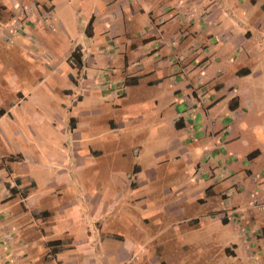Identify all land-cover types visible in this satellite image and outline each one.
<instances>
[{
  "label": "crops",
  "instance_id": "crops-1",
  "mask_svg": "<svg viewBox=\"0 0 264 264\" xmlns=\"http://www.w3.org/2000/svg\"><path fill=\"white\" fill-rule=\"evenodd\" d=\"M7 1H1L3 7ZM79 9L86 24H90V49L103 50L113 57V64L108 62L106 68L108 75H101L100 79H110L107 82H115L112 86L118 85L115 88L122 91L114 102L106 103L104 113L98 106L106 101L90 99L92 94L86 92L83 97L88 98L87 105L81 96L70 98L68 107L63 101L58 102L51 115L34 114L35 123L28 120L25 108L17 110L8 99H0V264H187L189 247L193 251L191 257L197 260L205 249L178 245L182 234L199 226L196 218L200 215L219 208L222 211L221 203L229 208L224 214L238 218L253 232H261V240L264 99L259 98L264 69L251 67L261 61L264 53V0H81ZM205 45L212 48H204ZM78 53L82 68V55ZM204 54L201 63L205 71L209 69V57L221 67L211 71L207 82L201 81L198 87L202 92L197 94L193 91L196 84L188 80L186 66L194 65L192 62L197 65V56ZM66 58L58 63L66 65L60 66L63 68L58 73L62 82L72 78L68 71H77L70 66L67 70ZM168 60L177 64L178 68H173L179 71L171 73ZM38 66L41 71H48L47 67L37 65L31 71L33 75L39 73ZM12 75L4 76L3 81L7 77L11 81ZM2 77L0 74V84ZM42 83L51 91L57 88L54 78L49 76ZM187 88H192L194 99H179ZM160 91L164 93L158 94ZM61 93L73 92L65 89ZM167 98L173 105V114L180 116L172 125L184 131L173 139L171 136L165 152L186 151L182 164L194 169L187 155L199 146L210 148L211 155L203 161L210 160V167H217L216 157L224 159L220 160V167L227 168L232 176L225 188L210 183L184 196L186 189L181 187L175 190L180 196L178 200L157 211L150 202L140 201L137 193L142 187L137 181L130 186L115 177L106 183L118 185L119 190L117 186L106 192L100 189L87 194L82 190L81 185L95 183L98 176V171L93 170L100 167L95 164L94 143L119 142L116 130L123 128V121L146 118L155 113L158 99ZM190 108L195 109L191 118L181 119V113L187 115ZM210 111L220 114L215 116ZM209 114L212 119L207 123L203 117ZM221 115L223 118H219ZM46 152L52 155L51 165L58 168L53 178L42 175L47 166L38 165L35 159ZM67 160L72 171L68 176L61 169ZM156 162L160 163V158ZM132 171L138 173L134 175L136 180L139 166L134 164ZM145 174L144 178H155ZM198 182L201 181L190 179L191 185ZM44 189L47 190L42 192ZM120 190L135 197V204L144 212L140 215L131 208L128 211L137 213V219L147 228L154 226V233L145 232L140 239L139 225L130 223L123 210L111 213L123 198ZM121 203L129 206L126 199ZM187 208L194 209V214L186 215ZM157 226L161 228L156 230ZM128 229L133 237L125 240ZM28 246L33 249L32 258L26 257ZM50 247L55 248L54 253H49ZM229 255L235 254L231 251ZM213 258L205 257L206 263Z\"/></svg>",
  "mask_w": 264,
  "mask_h": 264
},
{
  "label": "rangeland",
  "instance_id": "rangeland-1",
  "mask_svg": "<svg viewBox=\"0 0 264 264\" xmlns=\"http://www.w3.org/2000/svg\"><path fill=\"white\" fill-rule=\"evenodd\" d=\"M1 1L0 74L3 77L0 84V99H8L17 110L20 107L25 108L28 120H32L33 123H35L34 114L40 116L51 115L58 102L63 101L64 105L68 107L70 98L74 99V97L81 96V101L85 100L83 103L87 105L88 98L83 97L86 96V92L92 94L90 99L106 101L101 106H98V109L104 113L103 110L108 105L106 103L114 102L115 96L119 95L122 90L115 88L118 85L112 86L115 82L112 84L108 83L111 81L110 79H100L101 75H108L106 68L109 66L108 62L112 63L113 57L108 53L105 54L103 50L90 49L92 45L88 42V36L84 34L87 21L84 13L79 9L81 0H8L7 4H3L4 7ZM41 3H44V7ZM225 10V13H228L227 17L232 19L231 13L227 12V9ZM222 37H220V40H223ZM204 48L212 47L205 45ZM75 49L81 52V65L83 64V66L82 68H77L76 73L71 70L68 71L69 76H72V78L69 77L66 82H62L58 77V73L63 68L60 66L66 67V65L63 63L58 66V63L64 62L63 60L67 56L69 57ZM27 53L29 54L28 59H26ZM205 56V54L197 56V65L192 62L194 65L186 66L188 68L187 71H189L188 80L190 83L196 84L193 91H196L197 94L202 92L201 88L198 87L202 83L201 81L207 82V78L212 75L211 71L221 67L220 64H215L213 59L209 57L208 63L206 62L207 67L209 65V69L207 68V71H205L203 63H201ZM261 56V61L251 68L264 69V53ZM68 57L66 58V64L72 68L68 63ZM166 63L171 73L178 70L177 64H172V60H168ZM36 64L47 67L48 71L43 72L39 69L41 66H38L37 72L39 73L33 75L31 71L35 70ZM50 69L52 71H49ZM10 73L13 74L12 80L10 81L7 77L3 81L4 76H8ZM47 76L54 78V82L57 84V88L54 91L47 89L42 83L44 77L46 78ZM14 77L17 80H14ZM38 77L40 79H37ZM262 79L263 76L259 81L262 82ZM168 82L174 83L173 81ZM91 86H95L96 89L91 88ZM65 89L73 93L71 95H68L69 93H61ZM260 90L262 95L259 99H264V86ZM183 92L184 94L179 99H185L186 101L194 99L191 94L192 88H187ZM160 93L164 92H158V94ZM9 95L10 98H8ZM15 95H18L16 99H14ZM157 101L159 104H157L155 113H149L150 115L146 118L139 117L138 119L132 118L128 119V121H123V128L116 130L119 142L108 143L107 145L94 143L92 151H95L94 154L97 156L95 164L100 167L93 169L98 171L97 179L94 180L95 183L81 185L82 190H85L87 194L96 190L100 191V189L106 192L111 190V188L114 189L115 186L119 190L118 185L106 183L115 177L121 178L127 185L137 181L142 187L138 189L137 193L140 201L150 202L157 211L160 209L164 210V207L178 200L180 196L176 194L175 190L181 187L186 189L184 196L189 195L191 192H197L200 188H204L210 183L221 184L220 187L225 188L227 180L232 176L229 175L227 168L220 167L221 159L218 158L219 156L216 157L215 161L219 164L217 167H210V160L203 161V159H207L208 154L211 155L210 148L206 150L199 146L187 155L190 157V163L194 169H187L182 164V162H185L183 158H186V151L171 154H168L167 151L165 152V149H168L171 136L173 139L175 136L180 135L184 129L182 128L180 132L178 128L172 125L176 120H180V116L177 113L173 114L175 111L172 110L173 105L170 99H158ZM262 101L264 106V100ZM194 110V108H190L187 115L185 112L181 113V119L184 120L186 117L190 119L192 114L195 113ZM210 112H213L215 116L220 114L216 111ZM219 118H223V115ZM203 119L205 122L210 123L209 120L212 119V115L209 114L207 118L203 117ZM152 128H154V131H152ZM122 139L123 142L121 143ZM138 147H140V151ZM154 149L156 150L155 154L153 152ZM161 150L164 153L161 154ZM241 150L245 151L243 148ZM133 151L136 152V155ZM49 153H44L41 158L38 155L35 159L38 165L47 166L42 169V175L46 178H53L57 175L58 168L51 165L50 158L52 155ZM99 153L100 155H98ZM158 158H160L161 162H156L155 164L154 161ZM223 160L221 161L223 162ZM65 162L61 169L68 176L72 174V171L67 164L69 160ZM149 162H151L150 165H148ZM134 164L139 166V175L136 180L134 175L138 173L132 171ZM88 172L89 174L90 172L92 173V171ZM144 173L150 176L155 175V178H150V180L149 178H144ZM190 179L194 181L200 180L201 182L191 185ZM68 181H70L69 178ZM144 181H146L145 184H143ZM129 188H127V191H129ZM45 190L47 189L42 190V192H45ZM119 193L122 194L123 198L115 205V209L114 207L112 208L111 213L114 211L117 213L120 211L119 209L123 210L121 212L128 216L130 223L135 226L139 225L140 228L138 227L137 229L142 233V236H138L140 239L144 237L145 232L154 233V226L147 228L148 225L140 223L139 219H137V213L141 215L144 211L135 204V197L126 196L127 193L125 191L120 190ZM144 196L146 197L144 198ZM125 199L129 202L128 207L121 203H124ZM221 205L222 211H218L219 208L211 214L200 215L196 218V221H199V226L182 234L183 239L180 240L178 245L183 243L191 245L193 249L194 246H202L205 249L200 253V258L197 260L196 257H191L193 251L189 247V251L185 252L189 256L187 264H264V237L261 240L258 239L261 232H253V229H248L238 218L236 220L228 214H224V211L229 210V208L223 206L222 203ZM128 208L137 211V213L132 210L128 211ZM163 210L162 214L164 213ZM185 212L186 215H193L195 210L187 208ZM223 219H226V222H223ZM193 225L191 224L190 226ZM157 228L161 227L157 226L156 230H158ZM117 229L121 228L117 227ZM141 229L145 230L142 231ZM168 229L167 227L164 231ZM131 237H133L131 230H126L124 239L127 240ZM231 251L235 254L234 256L229 255ZM32 255L33 249L28 246L26 257L32 258ZM211 255L214 258L206 263L205 257ZM136 264L139 263L136 262Z\"/></svg>",
  "mask_w": 264,
  "mask_h": 264
},
{
  "label": "trees",
  "instance_id": "trees-1",
  "mask_svg": "<svg viewBox=\"0 0 264 264\" xmlns=\"http://www.w3.org/2000/svg\"><path fill=\"white\" fill-rule=\"evenodd\" d=\"M90 32V24L88 23L86 26V29L84 30V34H86L87 36L89 35ZM68 63L69 65H71L72 67H76L79 68L80 67V58H79V53L77 51V49H75L68 57ZM133 183H130V186H132ZM223 221V220H222ZM224 222V221H223ZM57 246H60V242L56 243ZM51 243H48V246H50ZM55 248H51L49 249V253H54Z\"/></svg>",
  "mask_w": 264,
  "mask_h": 264
}]
</instances>
